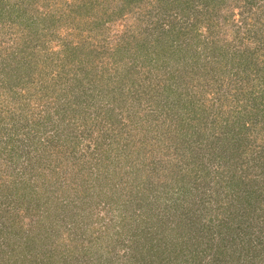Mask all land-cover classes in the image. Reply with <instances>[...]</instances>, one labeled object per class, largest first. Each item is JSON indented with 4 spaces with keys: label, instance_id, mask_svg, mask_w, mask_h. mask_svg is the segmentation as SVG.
I'll return each mask as SVG.
<instances>
[{
    "label": "rangeland",
    "instance_id": "rangeland-1",
    "mask_svg": "<svg viewBox=\"0 0 264 264\" xmlns=\"http://www.w3.org/2000/svg\"><path fill=\"white\" fill-rule=\"evenodd\" d=\"M165 18L176 26L157 38ZM257 64L264 0H107V264H264V93L226 99L244 91L236 68L264 86ZM192 107L207 113L190 127ZM142 135L162 152L149 138L147 156L116 158ZM183 142L224 176L220 202L176 178ZM3 183L0 261L105 264V0H0Z\"/></svg>",
    "mask_w": 264,
    "mask_h": 264
},
{
    "label": "trees",
    "instance_id": "trees-1",
    "mask_svg": "<svg viewBox=\"0 0 264 264\" xmlns=\"http://www.w3.org/2000/svg\"><path fill=\"white\" fill-rule=\"evenodd\" d=\"M206 2H207V0H206ZM215 3H217V2H215ZM214 16V13H212L211 12V14H208V19H207V21H208V23H209V20L210 19H212V17ZM260 16L261 17H263V14H260ZM248 21H250V19H248V20H246L245 21V24L246 25H248ZM207 23V24H208ZM175 23H173V22H170V19H168V18H165V19H162V21L159 23V25L157 26V29H158V32L156 33L157 34V38H159L160 37V35H162L163 37H166L165 36V34H167V33H169L172 29H174V27L176 26V25H174ZM149 25V24H148ZM148 25H147V27H148ZM194 25V23H191L190 25H189V28L190 27H192ZM154 26V25H153ZM153 26H152V28H153ZM214 26H216V27H211L212 29H214V30H212L211 31V29H208V33H207V35L208 36H210V37H212L211 36V33L212 34H214L215 32H217V28H218V23H215L214 24ZM146 27V28H147ZM247 27V26H246ZM184 29H187V27L185 26V28ZM179 32L178 33H182V28L180 29V30H178ZM243 37V36H242ZM190 45V43H189V40H188V43H187V46H189ZM179 46L181 47V44H179ZM245 48V47H244ZM244 48H242V50H244ZM250 56V52H247L246 54H245V58H247V57H249ZM258 57V55H252L251 56V60L252 59H255V58H257ZM244 63H246V62H244ZM246 64H248L249 65V63H246ZM252 65H249V68L251 69V70H254V69H252V67H251ZM256 66H260L259 68L260 69H262V70H264V65H260V64H257ZM245 67V65H243L242 66V68H244ZM235 71H236V75L237 76H240V80L239 79H237L236 80V84H240L241 85V87H243V89H244V91H240L241 92V94H239V95H233L232 97H229V98H226L227 99V101H228V103H229V109L228 110H231L230 108H234V107H240L241 106V103H242V101L245 99L246 101H252L254 98H255V94L256 93H258L257 94V99H259V98H261L262 96H263V93H264V86H262V87H260L259 86V88L257 87V84H254L255 83V80L254 79H257V78H255V77H253V76H250L251 75V73H248V74H246V75H242V74H239V71H240V69H238V68H236L235 69ZM242 76H244L245 78H242ZM143 81V80H142ZM258 81H261V79H258ZM254 82V83H253ZM261 83H262V81H261ZM262 84H264V83H262ZM141 85V86H140ZM148 85H145V81H143V84L142 83H138V81L137 80H132L131 81V83H128L126 80H125V82H124V84H123V88L125 89V91L126 92H128V91H133V92H135V91H140V93H137L136 94V96L135 97H132V98H134V99H138V100H141L142 98H146V97H144V94L142 93V92H144V88H146ZM245 86H250V88H244ZM248 96H250V97H248ZM148 98V97H147ZM238 99V100H236L235 101V99ZM256 99V98H255ZM230 100V101H229ZM230 102L233 104V105H231L230 104ZM236 102V103H235ZM260 103H264V99L261 101L260 100ZM228 110L227 109H223L222 108V111H224V112H228ZM190 112L192 113V114H189L190 115V119H196V121L195 122H191V124H190V127L194 124V123H197V120H200V118L203 116V115H205L203 112H205V113H207V110L204 108V109H202V113H196V108L195 107H192L191 109H190ZM196 114V115H195ZM228 116V113L227 114H225V117H227ZM264 119V118H263ZM256 121L258 120V119H255ZM241 124H243V125H246L247 123V121H244V120H241V121H239ZM221 123V122H220ZM179 126L181 127L182 126V124H179ZM263 126H264V124H263ZM183 128V127H182ZM186 128L188 129V126H186ZM225 132V131H224ZM226 132H229V130H228V126H227V130H226ZM180 134H182V133H180ZM226 134V133H225ZM149 138H150V140H154L153 138H152V136L151 137H144V135H142V136H140V137H133V138H128V140H127V143H126V147H127V149H128V151L127 152H125V153H123V154H116V158L118 159V160H124L127 164H129L130 162H129V159H130V157L131 156H133V155H135L138 151H140V150H142V148H144V151L142 152L143 154H142V158H143V156H147V153H148V151H147V144H149ZM181 138H184L183 136L181 137ZM226 139V136L224 135V137H223V141ZM221 140V139H220ZM218 140H216L215 142H217ZM229 141H230V138H228V140H226V142H224L223 144H222V146L221 147H223L222 149L223 150H225L226 148H228L229 146H230V143H229ZM148 142V143H147ZM154 142V141H153ZM218 142H220V141H218ZM152 143V142H151ZM150 143V144H151ZM177 143H179V142H177ZM176 143V144H177ZM192 144V143H191ZM190 143H185V142H183L182 143V147H183V150H182V152H181V150H180V148H178L179 149V151H180V155H182V157H184V158H182V159H180V160H182V161H184V160H186V152L184 151V148H186V146L188 147V149H187V158H189V159H191V160H189V159H187L188 161H191V165H192V167H190L191 169H187V170H185V166H183V165H186L185 164V162H182V161H178V160H174V162L172 163V168H176L178 171H176L177 172V175H176V178H178V180L179 181H182L183 183H184V185H183V188H184V190L186 191V192H193L194 193V195H196V198L197 199H203V198H207L208 197V199H209V197H210V201H212V202H217L216 200H214V199H217L218 198V200H219V202L221 201V196L223 195V191L225 190V185H222V184H219L222 180H223V178H224V176H222L221 174H219V173H215L214 172V174H215V176H214V174H211V171H209L207 168H205V167H203L204 169H202L201 170V168H199V166H203V164H202V161H200L199 162V159H200V157L198 156V155H196V156H194V154H193V152H194V149H193V146L191 145ZM153 145H155L156 147H157V151L159 152V153H161L162 151V147L160 148V145H159V142H158V144H156L155 142L153 143ZM125 147V148H126ZM182 149V148H181ZM125 151H126V149H125ZM161 151V152H160ZM171 152V151H170ZM130 153H131V155H130ZM168 153L167 152H163V155H165V156H168L167 155ZM170 154V153H169ZM174 154V153H173ZM125 155V156H124ZM171 156V155H170ZM161 157V156H160ZM151 158L152 157H150V160H151ZM160 159V158H159ZM147 161H148V159H147ZM146 162V161H145ZM178 162V163H177ZM198 162L200 163V164H198ZM184 163V164H183ZM182 164V165H181ZM181 165V166H180ZM169 166V165H168ZM177 166V167H176ZM196 166H198V167H196ZM206 172L205 174L203 173V172ZM238 174V173H237ZM237 174H236V176H237ZM214 176V177H213ZM207 178H212V180H208ZM217 185H218V187H217ZM0 186H2V190H5V191H7V192H11V190L12 189H9V191H8V189H7V187L5 186V184L3 183V184H1ZM215 189V190H214ZM1 193L2 194H4V192L3 191H1ZM198 194L199 195H202V196H204V197H201V198H198L197 196H198ZM212 195H214L213 197H211ZM215 195L217 196V198H214L215 197ZM202 201V200H201ZM199 203H201V202H199ZM233 202L231 203V205H228V207H227V209H230L233 205ZM178 205H180V204H178ZM248 205H249V208H247L248 209V211H249V209H251V208H253L254 206H255V203H251V202H249L248 203ZM181 206V205H180ZM217 207H219V205H216ZM206 209L207 208H209L208 206H206L205 207ZM258 208V207H257ZM205 210V209H204ZM235 212H236V210H234ZM178 214H180V215H178V217L181 219V220H183V216L184 215H182L180 212H179V210H178ZM235 218V217H234ZM180 225H181V223H180ZM18 234L20 235V236H22V237H16L15 235H14V237H16L17 239H19L18 241H21L22 240V238H23V234H21V233H19L18 232ZM25 241H26V239H25ZM10 244V243H9ZM23 244H25V243H23ZM9 247V246H8ZM10 248H12V247H10ZM13 251V248H12V250L10 251V252H12ZM8 252V251H7ZM30 254H31V251L30 250H25V252H23V254H13L12 256H8V257H4L1 261H0V264H9L8 262L9 261H13V264H34L33 262L32 263H30V261H29V259H28V256H30ZM9 258H12L13 260H10ZM8 260V261H7ZM27 262H29V263H27Z\"/></svg>",
    "mask_w": 264,
    "mask_h": 264
}]
</instances>
